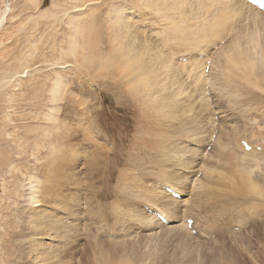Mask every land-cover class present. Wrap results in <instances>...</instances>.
<instances>
[{
    "label": "rangeland",
    "instance_id": "374dc122",
    "mask_svg": "<svg viewBox=\"0 0 264 264\" xmlns=\"http://www.w3.org/2000/svg\"><path fill=\"white\" fill-rule=\"evenodd\" d=\"M75 1H0V12L9 10L0 27V264H31L26 258L35 264H264V174L258 166L249 181L251 173L245 175L246 165L232 143L243 138L260 145L264 154V83L256 70L248 78L232 64L205 74L195 60L198 52H204L199 60L207 56L216 62L222 49L249 51V56L259 59L264 51V22L259 24L256 16L239 19L236 31L219 43L237 18L220 20L224 14L209 8L205 0L195 1L203 2L204 10L194 0ZM122 21L142 33L134 38L140 45L152 41L148 57L141 56L146 66L156 58L149 66L153 89L142 85L139 90L135 82L140 77L133 78L123 69L128 53L134 56L141 51L132 47L130 52L124 46ZM175 27L184 33H171ZM184 30L197 33L188 37ZM157 45L160 55L168 56L167 71L160 66ZM71 46L73 54L68 50ZM224 70L229 76L226 85L218 78ZM54 87L60 92L55 101ZM215 131L225 148L220 145L221 150L212 151L214 147L203 157L205 141ZM223 152L229 160L222 163ZM260 155L257 152L255 157ZM237 160L242 162L238 167ZM29 179L39 181V201L32 206L27 204ZM168 185L182 190L184 200L196 193L193 198L212 210L197 206L187 210L181 203L173 217L176 225L180 220V227L148 222L143 211L145 206L153 209L148 200L170 210L167 194L159 199L152 194V189L162 192L160 188ZM199 210L210 215L203 225L198 223L203 231L190 236L184 218L191 213L198 219ZM40 215L50 226L51 221H61L48 230L51 239L40 241L46 244L42 248L35 245L39 240L21 238L26 225L50 228L36 221L25 224Z\"/></svg>",
    "mask_w": 264,
    "mask_h": 264
},
{
    "label": "bare ground",
    "instance_id": "6f19581e",
    "mask_svg": "<svg viewBox=\"0 0 264 264\" xmlns=\"http://www.w3.org/2000/svg\"><path fill=\"white\" fill-rule=\"evenodd\" d=\"M1 1V0H0ZM73 1H75V0H73ZM79 0H76L75 2L77 3ZM86 1V0H85ZM88 1V0H87ZM94 1H96V0H94ZM195 1L196 0H194L193 2L195 3ZM203 1V0H202ZM31 2H32V0H31ZM71 2H72V0H71ZM70 2V3H71ZM83 2V1H82ZM146 2V1H145ZM180 2V1H179ZM192 2V4H194ZM197 3L199 2V0L198 1H196ZM205 2H208L209 3V8L210 7H214V11H216V12H219V13H222V14H224V16L222 17V18H220V20H224V19H228V18H230V17H235V18H237V21H234V23H235V25H233L232 26V29H230L229 31H226V34L224 35V37L221 39V40H219V43L221 42V41H224V39H226V37L228 36V34H231V33H233V32H235L236 30H235V27L237 26V23L239 22V19H242L243 21H245V20H247V19H250L251 18V16H256V18H258V23L259 24H263V22H264V18L262 17L263 15H262V12H260L258 9H256L255 7H253L252 5H250V4H248L245 0H205ZM2 3V2H1ZM147 4H148V8H149V3L150 2H146ZM182 1H181V3H179V4H181L182 5ZM187 3V2H186ZM191 3V2H190ZM77 4H79V3H77ZM82 4V3H81ZM146 4V5H147ZM156 4V3H155ZM158 4V3H157ZM192 4H189L190 6H192ZM202 4H204L203 2H202ZM202 4H197V5H202ZM2 5V4H1ZM154 4H152V6H153ZM175 5V4H174ZM195 5H196V3H195ZM196 5V6H197ZM176 6V5H175ZM175 6H173V9H174V7ZM177 6H178V4H177ZM194 7V9L195 10H197V9H199V8H202L203 6H201V7H199V8H197V7ZM153 8V7H152ZM155 8V7H154ZM184 8V7H183ZM197 8V9H196ZM208 8V9H209ZM171 9V11H172V8H170ZM193 9V8H192ZM2 10V9H1ZM149 10V9H148ZM158 10V9H157ZM164 10V9H163ZM169 9H167L166 8V11H168ZM189 10V9H188ZM202 10H204L203 8H202ZM210 10V9H209ZM7 11H9L8 9H5L4 11H2V12H0V27L2 26V23H3V21L5 20V18H6V12ZM150 11H152L151 9H150ZM156 11V10H155ZM155 11H154V13H155ZM165 11V12H166ZM180 11V10H179ZM185 11H187V10H185ZM197 11H201V9H199V10H197ZM196 11V13H198ZM149 12V11H148ZM183 12V11H182ZM181 12V13H182ZM195 12V11H194ZM162 13H163V11H162ZM180 13V12H179ZM178 13V14H179ZM180 13V14H181ZM185 13H187V12H185ZM167 14H169V13H167ZM193 15H197V14H193ZM167 16V15H166ZM171 16V15H170ZM177 16V15H176ZM169 17V16H168ZM178 18V17H177ZM175 20H177V19H175ZM251 20V19H250ZM109 21V20H108ZM121 21V20H120ZM170 21V20H169ZM168 21V22H169ZM178 21V20H177ZM228 21V20H227ZM256 21H257V19H256ZM263 21V22H262ZM71 22H73V21H71ZM71 22H70V24H71ZM179 23V22H178ZM120 24V28H121V30H120V32H121V34H122V36H123V40L125 41V43L126 44H124V46L126 45V47H128V48H131V49H129L130 50V52H131V50H132V47H134L135 49H137V50H139V51H141V52H139V51H137L136 50V52L138 53L139 52V55H134V56H132V54L131 53H128V55H127V53L125 52V50L122 52V54H124V55H127L126 56V59H125V63H124V65H123V69L125 70V71H127L128 72V74L129 75H132V76H134L133 78H136V77H140V78H136L137 79V81L135 82V84H137V87H138V89L139 90H143V88H142V85H144L148 90H150V89H153L152 88V86H153V83H155V82H153V80L150 78V77H152L150 74H151V72H149V71H151L152 69L149 67L151 64H153L155 61L154 60H156V58H153L154 60L152 61V63L150 62L151 60L149 59V61H147L148 63L147 64H149V62L151 63L149 66H146V65H144V63H146V62H143V57L142 56H147L148 57V55L150 54V52H149V50H151L150 49V47H151V45H150V47H149V44H150V42L152 43V41H150L149 43H146L144 40H143V42H145L143 45L141 44L140 45V42L138 41V40H135L134 38H137L138 36H140V35H142V33L141 32H139V31H133V30H130V28H128V27H126L127 25H126V22L125 21H122L121 23H119ZM175 25V24H174ZM182 25V24H181ZM244 25V24H243ZM256 25V24H255ZM258 25V24H257ZM256 25V26H257ZM264 25V24H263ZM129 26V25H128ZM224 26V25H223ZM178 27H179V25H178ZM186 27V26H185ZM182 28V27H181ZM243 28H244V26H243ZM246 28V27H245ZM250 28V27H249ZM258 28V27H257ZM170 29V28H169ZM173 29V28H172ZM248 32H249V30H248V28L246 29ZM185 31V30H184ZM190 31V30H189ZM186 32V36H188V37H191L193 34L194 35H196V31L195 30H193V31H190V32ZM241 31V33H242V30H240ZM141 33L140 35H139V33ZM108 33V32H107ZM171 33H173V34H180V35H182V33H184V32H181V30L179 29V28H174L173 30H172V32ZM165 34V33H164ZM145 35V34H144ZM254 35V34H253ZM147 36V35H146ZM243 36V35H242ZM251 37H252V35H250ZM262 36V35H261ZM143 37V36H142ZM171 37V39L173 38L172 36H170ZM180 37V36H179ZM178 37V38H179ZM200 37V36H199ZM248 37V36H247ZM251 37H248L249 38V40H252V38ZM139 38V37H138ZM149 38V37H148ZM164 38H166V37H164ZM231 38H233V40H232V43H233V41H235V38H234V35H232L231 36ZM245 38V37H244ZM70 39V38H69ZM120 39V38H119ZM67 40V39H66ZM141 40V39H140ZM242 40V39H241ZM240 40V41H241ZM248 40V41H249ZM254 40V39H253ZM69 41V40H68ZM247 41V40H246ZM257 41V40H256ZM119 42V41H118ZM121 42V41H120ZM119 42V43H120ZM142 42V41H141ZM142 42V43H143ZM242 42V41H241ZM243 42H245V40H243ZM242 42V43H243ZM254 42V41H253ZM124 43V42H123ZM122 43V44H123ZM196 43V42H195ZM251 43V42H250ZM52 44V43H51ZM70 44V43H69ZM154 44V43H153ZM152 44V45H153ZM224 44V43H223ZM245 43H243V45H244ZM54 45V44H53ZM194 45V44H193ZM246 45V44H245ZM69 46V45H68ZM154 46V45H153ZM194 46H196V45H194ZM201 46V45H200ZM246 46H248V45H246ZM251 46H253L252 44H251ZM74 47V46H73ZM72 46L71 47H68V50H69V53H72L73 52V48ZM157 47H158V45H157ZM157 47H156V49H157ZM240 47V46H239ZM243 47V46H242ZM250 47V46H249ZM117 48V47H116ZM128 48H126V49H128ZM159 48V47H158ZM76 49V48H75ZM155 48H154V50L153 51H155L156 50ZM161 48H159L157 51H156V53L158 52V54H159V57L161 56L160 55V50ZM201 49H202V47H201ZM240 49H241V47H240ZM249 49V48H248ZM81 50V49H80ZM207 50V49H206ZM224 49H222V53L221 54H219L218 55V58H217V60H216V62H213V61H211V63H210V70H209V75H211V73H212V71H213V73L214 74H216L215 72V69H217V67H222V68H225L226 67V64L228 65V64H232V66L233 67H241L243 70H244V74L246 75V77H250L251 75H253V72L256 70L257 72H259V74H258V76H259V79H260V82L261 83H264V51L262 52V54H261V56H258V58L259 59H255V58H253V57H251V56H249L248 55V52H246V51H244V50H242V53H240V51H238L237 49H236V52L234 53V51H230L229 53H227L226 52V50L225 51H223ZM234 50V49H233ZM245 50H247V47H246V49ZM249 50H251V49H249ZM75 51V50H74ZM120 51V50H119ZM118 51V52H119ZM128 51V50H127ZM200 51V50H199ZM243 51L245 52V53H243ZM90 52V51H89ZM118 52H117V55H120V53L118 54ZM121 52V51H120ZM149 52V53H148ZM164 53H161V54H165V51H163ZM207 52V51H206ZM74 53V52H73ZM72 53V54H73ZM134 53V52H133ZM141 53V54H140ZM153 53V52H152ZM180 53V52H179ZM199 53H201V54H204V52H198V54H197V59H195L196 60V63H199V64H202V70L204 71V66H205V63L207 62V61H209V60H211L209 57H207L206 56V58L204 59V61H202V60H199ZM71 54V55H72ZM81 54H82V52H81ZM95 54V53H94ZM135 54V53H134ZM158 54H156V55H158ZM245 55V57H242V55ZM250 54V53H249ZM252 54V53H251ZM250 54V55H251ZM75 55V54H74ZM89 55V54H88ZM106 55H108V54H106ZM142 55V56H141ZM156 55H155V57H156ZM76 56V55H75ZM82 56V55H81ZM85 56V55H84ZM84 56H82V57H84ZM94 56V55H93ZM96 56V55H95ZM109 56V55H108ZM122 56V55H121ZM150 56H152V55H150ZM191 56V55H190ZM67 57V56H66ZM102 57V56H101ZM158 56H157V59L159 58ZM162 57V59H161V63H160V66L163 68V69H165V71H167L168 69H167V62H166V57H168V56H161ZM193 57V56H192ZM205 56H203L202 57V59L204 58ZM119 58V57H118ZM144 58H146V57H144ZM80 59V58H79ZM87 62V61H86ZM99 62V61H98ZM113 62V61H112ZM120 62H123V60L122 61H120ZM169 62V61H168ZM81 63V62H80ZM96 63V62H95ZM100 63V62H99ZM155 64V63H154ZM153 64V65H154ZM172 64H174V63H172ZM172 64H171V66H172ZM70 65V64H69ZM93 65V64H92ZM103 65H104V63H103ZM158 65H159V63H158ZM170 64H168V66H169ZM174 65H176V64H174ZM172 66L171 68L173 69V68H175V66ZM76 66V65H75ZM78 66V65H77ZM107 68V67H106ZM105 68V69H106ZM183 68V67H182ZM180 69V67H178V70ZM108 70V69H107ZM118 70H120V69H118ZM175 70V69H174ZM173 70V71H174ZM229 70V69H228ZM260 70V71H259ZM164 71V72H165ZM170 71V70H169ZM172 71V70H171ZM170 71V72H171ZM218 72H219V70H217ZM155 72L156 71H154V72H152V73H154L155 74ZM176 72V71H175ZM228 72V71H227ZM120 73H122V72H120ZM158 73V72H157ZM168 73V72H167ZM179 73V72H178ZM188 73V72H187ZM230 73V72H229ZM148 74V75H147ZM228 73H226V71L224 70V71H221V73L219 74V76H218V78H220L219 79V81H220V83L222 84V82H224L225 83V85H226V83H228L229 82V76L227 75ZM161 75V77H162V73L160 74ZM165 75V74H164ZM170 75V74H169ZM168 75V76H169ZM178 75V74H177ZM185 75V74H184ZM233 75V74H232ZM141 76H143V77H141ZM174 76H175V74H174ZM181 76V75H180ZM192 76V75H191ZM214 76V75H213ZM212 76V77H213ZM227 76V77H226ZM178 77V76H177ZM186 77H189L188 76V74H187V76ZM211 77V76H210ZM209 77V78H210ZM144 78H145V81H144ZM190 78V77H189ZM162 79V78H161ZM174 79V78H173ZM172 79V80H173ZM211 79V78H210ZM196 80V79H195ZM209 80V79H208ZM207 80V81H208ZM155 81V80H154ZM170 81V80H169ZM200 81V80H199ZM211 81V80H210ZM210 81H208V83L210 82ZM218 81V80H217ZM217 81H215V82H217ZM166 82V81H165ZM173 82V81H172ZM204 82V81H203ZM129 83H131V82H129ZM211 83V82H210ZM247 83H249V82H247ZM60 84V83H59ZM214 84V86L216 85L215 83H213ZM213 84H212V86H213ZM229 84V83H228ZM52 85V84H51ZM57 85V84H56ZM157 85H159L158 83H157ZM201 85V84H200ZM220 85V84H219ZM58 86V85H57ZM133 86V85H132ZM164 86H165V84H164ZM171 86V85H170ZM183 86V85H182ZM213 86V87H214ZM156 87V86H155ZM160 87V86H159ZM162 87V86H161ZM175 87V86H174ZM224 87V86H223ZM59 88H62V86L60 87L59 86ZM146 88H145V90H146ZM165 88H166V86H165ZM172 88V87H171ZM180 88V87H179ZM179 88H177V90L179 89ZM227 88V87H226ZM57 89L58 88H56V87H54V90H53V96H52V99L55 101V100H58V94L60 93V92H57ZM184 89H185V87H184ZM189 89V88H188ZM60 90H62V92H63V88L62 89H60ZM144 90V91H145ZM174 91V90H173ZM61 92V93H62ZM142 92V91H141ZM177 92V91H176ZM183 92V91H182ZM188 92V91H187ZM58 93V94H57ZM144 93V92H143ZM174 93V92H173ZM186 93V92H185ZM192 93V92H191ZM57 94V95H56ZM145 94H147V93H145ZM176 94V93H175ZM61 95V94H60ZM65 95H66V93H65ZM139 95V94H138ZM182 95H183V93H182ZM63 95H61L60 97H62ZM186 96V95H185ZM140 97V96H139ZM180 97V96H179ZM183 97V96H182ZM69 98V97H68ZM67 98V99H68ZM61 99H63V97L61 98ZM70 99V98H69ZM161 99V98H160ZM177 99V98H176ZM185 99V98H184ZM60 100V99H59ZM74 100V99H73ZM196 100V99H195ZM132 101H134V102H136V98H135V96H133V98H132ZM173 101V100H172ZM57 102H59V101H57ZM61 102V101H60ZM151 102V101H150ZM161 102V101H160ZM181 102V101H180ZM68 103H69V100H68ZM149 103V102H148ZM183 103H184V101H183ZM160 104V103H159ZM163 104V103H162ZM165 104V103H164ZM145 105H148L146 102H145ZM161 105V104H160ZM169 105H170V103H169ZM175 105V104H174ZM177 105V104H176ZM179 105V104H178ZM177 105V106H178ZM167 106V105H166ZM173 106V105H172ZM181 106V105H180ZM165 107V106H164ZM170 107H171V105H170ZM160 108V107H159ZM198 108V107H197ZM177 109V108H176ZM178 110V109H177ZM183 110V109H182ZM171 111H172V109H171ZM56 113V112H55ZM155 113V112H154ZM164 113V112H163ZM169 113H171V112H169ZM53 114V113H52ZM161 114V113H160ZM201 114V113H200ZM163 115V114H162ZM164 115H166V114H164ZM215 115H217V114H215ZM171 116V115H170ZM203 116V115H202ZM214 116V115H213ZM220 116V115H219ZM138 117V116H137ZM204 118H205V116H203ZM161 118H163V117H161ZM47 119H48V117H47ZM206 119V118H205ZM222 119V118H221ZM220 119V121H222ZM214 120V119H213ZM164 121V120H163ZM162 121V122H163ZM193 121V120H192ZM198 121V120H197ZM206 121V120H205ZM166 122V121H165ZM190 122V121H189ZM199 122V121H198ZM219 122V121H218ZM196 123V122H195ZM194 123V124H195ZM203 123V122H202ZM207 124V123H206ZM205 124V125H206ZM210 124V123H209ZM185 125V124H184ZM183 125V126H184ZM198 125V124H197ZM196 125V126H197ZM204 125V126H205ZM207 126V125H206ZM189 127V126H188ZM204 128H206V127H204ZM203 128V129H204ZM207 129V128H206ZM210 129V128H209ZM198 130V129H197ZM208 130V129H207ZM213 130V129H212ZM44 131V130H43ZM189 131V130H188ZM199 132H200V130H198ZM47 132V131H46ZM224 132V131H223ZM48 133V132H47ZM197 133V132H196ZM200 134V133H199ZM50 135V134H49ZM161 135V134H160ZM193 135V134H192ZM204 135V134H203ZM205 135H207V134H205ZM221 135V134H220ZM201 136V135H200ZM51 137V136H50ZM194 137H197V136H194ZM204 137V136H203ZM207 137V136H206ZM221 137V136H220ZM44 138H46V137H43V139ZM213 138V136H212V132L211 133H209V136L207 137V140H206V138H205V144L206 143H208V145H210V146H212L213 148V150L212 151H215V149L216 148H218L220 145H222V144H220L219 142H218V139H217V137L215 136V138L214 139H212ZM219 138V137H218ZM42 139V138H41ZM144 139V138H143ZM180 139V138H179ZM194 139V138H193ZM192 139V140H193ZM199 139H200V137H199ZM238 139H240V140H242L243 138H236V140H233L234 142H232L233 144H235V149L237 150V152H238V155L240 156L239 157V159H241L242 161H243V164L242 165H246V168L244 169V173H245V175H249V173H251L250 174V179H249V181H253L254 180V177L252 178V173H254L255 172V174H256V171H254L256 168L258 169V166L256 167V165H258V164H256L255 163V161H254V159L253 158H256L255 157V155L257 154V152L255 151L256 149H257V147H255V145H257V144H255V145H253V143L251 142V141H249V142H251V144H249V143H247L246 141H244V142H246L247 143V145L251 148V150L248 152V153H246V151H244V149L242 148V147H238L237 146V144H236V141L238 140ZM177 140V139H176ZM191 140V141H192ZM209 140V141H208ZM243 140H245V139H243ZM175 141V140H174ZM193 141H197L196 139H194ZM162 142V141H161ZM182 142V141H181ZM199 142V141H198ZM229 142V141H228ZM165 143H167V142H165ZM164 143V145H166L167 146V144H165ZM201 143V142H200ZM199 143V144H200ZM212 143V144H211ZM224 143V142H223ZM195 144H196V142H195ZM204 144V145H205ZM159 145V144H158ZM162 145V143L160 144V146ZM197 145V144H196ZM196 145H195V148H196ZM207 145V144H206ZM208 145L207 146H205V149H206V147H208ZM226 146V145H225ZM232 146V145H231ZM260 146V145H259ZM44 147H46V146H44ZM43 147V148H44ZM49 147V146H48ZM47 147V148H48ZM52 147V146H51ZM50 147V148H51ZM178 147V146H177ZM176 147V148H177ZM183 147V146H182ZM221 147H223V145L222 146H220V148ZM49 148V149H50ZM168 148V147H167ZM170 148H171V146H170ZM173 148V147H172ZM175 148V147H174ZM174 148H173V150H174ZM195 148L193 149V148H191L192 150V153H194L195 151ZM220 148H218V149H220ZM223 148H225V147H223ZM223 148H221V149H223ZM229 148V147H228ZM263 148V147H262ZM165 149V148H164ZM179 149V148H178ZM204 149V150H205ZM220 149V150H221ZM264 149V148H263ZM188 150V149H187ZM219 150V151H220ZM228 150V149H227ZM230 150V149H229ZM228 150V151H229ZM189 151V150H188ZM227 151V152H228ZM54 152V151H53ZM158 152V151H157ZM167 152H169V150L167 151ZM177 152H179V151H177ZM227 152H223L222 153V158H224V159H226V160H222V163H223V161H227V160H229V158H227L228 157V153ZM233 152V151H232ZM142 153V152H141ZM172 153V152H171ZM175 153V152H174ZM180 153V152H179ZM182 153H183V151H182ZM190 153V152H189ZM197 153V152H196ZM195 153V154H196ZM212 153V152H211ZM58 154V153H57ZM169 154V153H168ZM175 154H178V153H175ZM197 154H199V153H197ZM234 153H231V155H233ZM174 155V154H173ZM182 155V154H181ZM184 155V154H183ZM61 156V155H60ZM176 156V155H175ZM190 156V155H189ZM198 156V155H197ZM232 157V156H231ZM233 157H235L234 155H233ZM232 157V158H233ZM250 157H253L252 159H250ZM175 158V157H174ZM195 158V157H194ZM237 158V157H236ZM245 158V159H244ZM189 159V158H188ZM191 159V158H190ZM190 159H189V161L188 162H190ZM238 159V160H239ZM237 160V162H235V165H236V167H238V166H240V164L239 163H242V162H240V161H238ZM178 161V160H177ZM182 161V160H181ZM183 161H184V159H183ZM196 161V160H195ZM171 162H173V161H171ZM190 164H191V162H190ZM193 164V163H192ZM238 164V165H237ZM173 165V164H172ZM184 165V164H183ZM182 165V166H183ZM187 165V164H186ZM168 166V165H167ZM170 166V165H169ZM193 166V165H192ZM156 167V166H155ZM180 167H181V165H180ZM190 167H191V165H190ZM195 167V166H194ZM243 167V166H242ZM150 168V167H149ZM186 168H188V167H186ZM185 168V169H186ZM11 169H12V166H11ZM154 169V168H153ZM241 169V168H240ZM256 169V170H257ZM152 170V169H151ZM151 170H149V171H151ZM163 170V169H162ZM259 170V169H258ZM257 170V171H258ZM248 172V173H246V172ZM254 171V172H253ZM161 172V171H160ZM258 172H260V171H258ZM188 173H190V172H188ZM243 173V174H244ZM165 174V173H164ZM168 174V173H167ZM197 174V173H196ZM261 174V173H260ZM259 173L257 174V176L258 175H260ZM171 175V174H170ZM172 175H173V173H172ZM171 175V176H172ZM132 176V175H131ZM181 176V175H180ZM33 176H31V178H32ZM134 177V176H133ZM140 177V176H139ZM167 177H168V175H167ZM170 177V176H169ZM255 177H256V175H255ZM260 177V176H259ZM263 177H264V175H263ZM263 177H262V180L264 181V179H263ZM34 178V177H33ZM69 178V177H68ZM163 178V177H162ZM172 178V177H171ZM184 178V177H183ZM252 178V179H251ZM258 178V177H257ZM131 179V178H130ZM139 179V178H138ZM181 179V178H180ZM247 179V178H246ZM258 179H260V178H258ZM31 180H34V181H30V179L28 180V189H29V195H28V205H30V206H32V204H34V203H37L38 201H36V191H37V189H39V188H36V187H38V185H39V181H38V184L36 183L37 181H36V179H31ZM141 180V179H140ZM150 180V179H149ZM179 180V179H178ZM182 180V179H181ZM256 180V179H255ZM128 181V180H127ZM132 182H133V179L131 180ZM247 181V180H246ZM154 182H156V181H154ZM153 182V183H154ZM176 182V181H175ZM262 182V181H261ZM130 183V182H129ZM138 183H140V182H138ZM144 182H142L141 184H143ZM152 183V184H153ZM259 183V182H258ZM263 183V182H262ZM181 184V183H180ZM260 184V183H259ZM144 185V184H143ZM211 185H213V184H211ZM250 185V184H249ZM135 186V185H134ZM167 187H169V189L170 190H172L173 192H175V193H177L180 197H182V196H184V193H183V191L182 190H180V189H178V188H175V186H171V185H168ZM213 187V186H212ZM255 187V186H254ZM262 187V186H261ZM256 188V187H255ZM150 189V188H149ZM155 189H156V187H155ZM188 189V188H187ZM243 189V188H242ZM257 189V188H256ZM259 189H260V187H259ZM264 189V188H263ZM262 189V190H263ZM50 190H52L51 188H50ZM144 190V189H143ZM200 190V189H199ZM201 190H203V189H201ZM48 191H49V189H48ZM147 191V190H146ZM46 192H47V190H46ZM53 192V191H52ZM142 192V191H141ZM149 192V191H148ZM151 192V191H150ZM262 192H264V190L262 191ZM261 192V193H262ZM40 193V192H39ZM259 193V192H258ZM45 194H47V193H45ZM152 194L154 195L153 196V198H155V199H159V196H165V194H167V193H164V192H160V191H158L157 189L156 190H154V189H152ZM130 196H131V194H129ZM262 195H264V194H262ZM150 196H152V195H150ZM258 196H259V194H258ZM39 197V196H38ZM167 199L168 200H170V205H169V207H170V210H172V211H170L169 210V208H168V210L166 209L165 210V208L163 209V208H160L159 206H157L156 205V203H155V201L154 200H151L150 201V203L148 204V201H147V205H150V207H152L153 206V210H155V212H157V213H159L161 216H162V218L164 219V220H166V222H167V225H165V226H170L169 228H177V227H180L181 225H179V223H180V220H179V223L176 225L175 224V221H174V219H173V217L176 215H178V213H177V209H178V205H180L181 203L183 204L182 206H185L186 204H185V201H184V198H183V200H182V198L180 199V200H176V199H174L172 196H171V194H168L167 196ZM41 198V197H40ZM144 198V197H143ZM142 198V199H143ZM65 199V198H64ZM149 199H151V198H149ZM69 200V199H68ZM73 200V199H72ZM216 200V199H215ZM67 202V201H66ZM136 202H138V201H136ZM157 202V201H156ZM168 202V201H167ZM72 203H74V202H72ZM145 203V202H144ZM168 203V204H169ZM207 204V203H206ZM36 206H39V205H36ZM35 206V207H36ZM130 206V205H129ZM142 206V205H141ZM166 206V205H165ZM181 206V205H180ZM68 207V206H67ZM163 207V206H162ZM70 208V207H69ZM138 208V207H137ZM129 209H131V208H129ZM66 210V209H65ZM70 210V209H69ZM132 210V209H131ZM140 211V210H139ZM144 211V210H143ZM130 212V211H129ZM175 212V213H174ZM257 212H258V210H257ZM17 213L19 214V215H23V211H17ZM61 213H63V212H61ZM60 213V214H61ZM71 212H69V214H70ZM59 214V213H58ZM68 214V213H67ZM129 214V213H128ZM146 214V213H145ZM63 215V214H62ZM65 215V214H64ZM73 215V214H72ZM71 215V216H72ZM132 215V214H131ZM259 215V214H258ZM68 216V215H67ZM139 216V215H138ZM140 216H142V214L140 215ZM49 217V216H48ZM131 217V216H130ZM65 218V217H64ZM72 218V217H71ZM132 218V217H131ZM141 218V217H140ZM50 219V218H49ZM55 219V218H54ZM62 219V218H61ZM136 219V218H135ZM64 220H66V219H64ZM143 220H144V218H143ZM145 220H147L148 222H150V223H154V224H156V223H159L158 221H156L154 218H152V217H150V216H146V218H145ZM34 221H36L35 222V224H39V225H42V224H44L46 227H50V228H48V229H46V228H41V227H32L31 225H26V228H25V232H22V236L23 237H21V238H24V242L25 241H27V240H29V239H32L33 241H36V240H39V241H37V243H35V245L38 247V248H42V246H45L46 244L45 243H43V242H40L41 240L42 241H44V240H47V238H50L51 239V235L50 234H48V233H50L48 230H54L55 229V227L54 226H56V224L57 223H59V222H61L60 220H54V221H51V225L52 226H50V225H47L46 223H44V219H43V217H42V215H40V217L39 218H37V217H31V221H28V222H26L25 224H31V223H33ZM71 221V220H70ZM186 221V220H185ZM52 222H53V224H52ZM68 222V221H67ZM141 222V221H140ZM145 223H146V221H144ZM148 222H147V224H148ZM178 222V221H177ZM69 223V222H68ZM195 223V222H194ZM264 223V222H263ZM73 224V223H72ZM72 224H71V226H72ZM146 224V225H147ZM159 224H161L160 226H164V224H162V223H159ZM64 225H65V223H64ZM67 225H69V224H66V226L65 227H68ZM141 225V224H140ZM153 225V224H152ZM158 225V224H157ZM43 226V225H42ZM151 226V225H150ZM164 226V227H165ZM194 226H195V224L193 225V228H194ZM261 226V225H260ZM147 227V226H146ZM157 227V226H156ZM184 227H185V225H184ZM71 228V227H70ZM78 228V227H77ZM77 228L76 227H74L73 226V230L74 229H76V232H78L77 231ZM150 228V227H149ZM166 228H168V227H166ZM192 228V229H193ZM150 229H152V227L150 228ZM161 229V228H160ZM67 230V229H66ZM73 230H71V231H73ZM70 230H69V232H71ZM48 232V233H47ZM69 232H67V233H69ZM75 232V231H74ZM79 233V232H78ZM33 238H36V239H33ZM123 239V238H122ZM44 250V249H43ZM16 252L18 253V254H20V255H22V253H21V250L19 249V248H17V250H16ZM27 260H28V262H30L31 264H35L34 263V261L31 259V258H26ZM19 261H21V260H16V262L18 263Z\"/></svg>",
    "mask_w": 264,
    "mask_h": 264
}]
</instances>
